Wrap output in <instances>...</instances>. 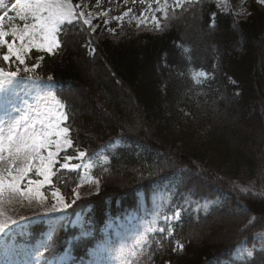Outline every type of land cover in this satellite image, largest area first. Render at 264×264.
I'll return each instance as SVG.
<instances>
[{"label": "trees", "instance_id": "obj_1", "mask_svg": "<svg viewBox=\"0 0 264 264\" xmlns=\"http://www.w3.org/2000/svg\"><path fill=\"white\" fill-rule=\"evenodd\" d=\"M245 3L243 16L216 0L185 4L159 29L112 23L110 32L101 23L93 32L80 21L63 28L55 54L31 53L28 63L66 105L75 151L108 162L90 170L98 193L59 222L16 231L18 246L51 233L45 259L69 247L71 264H90L110 221L153 213L155 201L165 231L148 237L136 264H264V6ZM200 71L207 75L197 83ZM56 173L53 187L71 204L82 173ZM176 212L177 221L163 222ZM77 213L83 227H65ZM142 221L110 234L132 244ZM82 230L91 234L75 239Z\"/></svg>", "mask_w": 264, "mask_h": 264}, {"label": "snow or ice", "instance_id": "obj_2", "mask_svg": "<svg viewBox=\"0 0 264 264\" xmlns=\"http://www.w3.org/2000/svg\"><path fill=\"white\" fill-rule=\"evenodd\" d=\"M141 2L143 3L144 0ZM153 2L159 7L152 9ZM200 2L201 0H173V4H169L168 0H149V10L153 13L161 12L164 18L168 19L170 8L174 10L183 8L185 4L196 5ZM223 2L226 0H217L218 4ZM257 2L264 4V0H257ZM3 8L0 14V48H6V53L0 58L5 62H13L14 57L15 62L24 65V68L21 70L17 67L13 71L10 70L11 64H9V70L0 67V164L4 165L0 168V205L4 204L6 194L8 203L17 196L29 202L38 200L43 203L48 197L41 189L45 185L52 184V177L57 174L54 171L58 163L57 158L62 151L73 147V141L69 127L64 126L68 120L66 105L56 96L55 85L42 83L41 78L35 75L21 76V71L25 74L34 73L39 67V65L28 67L26 64V57L33 49L54 53L60 47L59 36L65 26L79 23L81 19L82 24L89 26L93 32L96 26L92 24V13H88L86 17L83 11H78L79 5H74L72 0H14L10 6L3 5ZM9 12L14 15L10 16ZM104 15L106 16L107 13ZM128 15L129 12L124 13V16ZM142 17L144 18H137V24L147 22L146 14L142 13ZM212 18L214 27L215 13L212 14ZM114 19L123 21V17H114ZM17 20L22 21V25L15 23ZM151 20L157 29L161 28L160 21L154 14ZM9 37L12 39L9 40ZM183 51L187 53L190 50L184 48ZM198 75L206 76L207 74L200 71ZM50 80L51 77H49ZM196 82L200 81L197 79ZM108 147L111 148L114 145ZM53 148L55 150H51ZM99 155L89 157L84 163H69L72 160L83 161L86 157L85 151L77 149V155L65 154L62 157L64 162L60 164V168L75 172L77 175H80V170L83 169L79 185L84 183L98 185L99 179L93 178L89 170L103 167L108 162L107 157H104L97 163ZM5 161L6 164H4ZM30 173L42 179H28L25 185V178ZM244 191L247 192V189ZM74 193L75 198L70 204L60 194L59 189H56L52 193L55 203L42 215L48 216L49 220L59 222L61 217L57 214H64L66 217L65 210L80 199V192L74 190ZM154 203L157 210L152 213L150 221H142V230H137L136 239L132 244L127 243L123 237L120 240L112 238L110 234L112 222L110 221L104 229V238L91 250L90 264H136L145 251V245L149 247L151 245L148 237L156 232L165 231L163 227L156 226L160 219V205L155 201ZM179 216L180 213L176 212L174 217L163 219L165 223H168L171 219H178ZM24 219L21 217V220ZM12 225L20 227L18 221L7 216L0 207V257H2L0 264H71L70 248L51 260L44 258L40 249L46 250L50 246L51 233L38 246L22 248L12 239L17 231V228L11 227ZM90 234L89 230H82L80 235L81 238H86ZM179 247L182 248L183 245ZM248 256H252L251 251L248 252Z\"/></svg>", "mask_w": 264, "mask_h": 264}, {"label": "rangeland", "instance_id": "obj_3", "mask_svg": "<svg viewBox=\"0 0 264 264\" xmlns=\"http://www.w3.org/2000/svg\"><path fill=\"white\" fill-rule=\"evenodd\" d=\"M169 4H173V0H168ZM217 2V0H216ZM257 2V0H256ZM11 3H14V0H0V14H2L4 8L3 5H8L10 6ZM258 3V2H257ZM245 0H226V2H223L222 4H219V7L223 10L230 11L232 13H234L237 16H243L245 14ZM260 4V3H258ZM79 8L78 11H83L85 13V16L87 17L88 13H92L91 19H92V24L95 27V30L99 27V24H103L104 26H107L106 29L107 31L113 30V26H110L112 23H115L116 25H135L137 26H148V27H152V28H156L154 23L151 20L152 15L154 14L160 21V25L162 24L161 21L164 20V16L163 13L161 12H155L153 13L151 10H149V0H144V2L142 3L141 0H127V2H125V0H80L78 2ZM262 6H264V4H260ZM159 5L155 4L154 2L151 4V8L152 9H156L158 8ZM179 8H175L174 10H177ZM130 10V11H129ZM172 8L169 9L170 11H174ZM129 12L128 16H124V13ZM104 13H107V15L105 16ZM142 13L146 14L147 16V22L146 23H141V24H137V18H141L143 19L144 17H142ZM9 15H14V13L9 12ZM114 17H123V21H117L116 19H114ZM82 21V19H81ZM107 21V23L105 22ZM15 23L17 24H21L22 25V21H15ZM87 26V25H85ZM89 27V26H87ZM112 32V31H111ZM9 40H11L12 38L9 37ZM60 41V39H59ZM59 49V48H58ZM57 49V50H58ZM1 50V48H0ZM55 50L54 53L57 51ZM33 52H39V53H46L49 55H53L54 53H47L44 51H37L35 49H33ZM4 53H6V48ZM3 53V54H4ZM30 53V55H31ZM30 55L26 57V64L28 67H32L34 65L29 64V58ZM2 57V56H1ZM13 62H4V64L6 65L7 69L9 70V64H11L10 70H15L17 67H20L21 70H23L24 65H19L18 62H15V58H12ZM36 65V64H35ZM38 65V64H37ZM38 68V67H37ZM37 68L35 70L34 73H27L25 74L23 71H21V76H25V75H37ZM161 73L164 72L166 70V66H164L163 64L161 65ZM206 78V76H198V80H204ZM42 83H49V82H44L43 80H41ZM79 107L81 106V103L78 105ZM263 108V116H264V105L262 106ZM67 126V121L65 122V125ZM263 138H264V134H263ZM51 150H55L54 148ZM76 149L73 150L72 148L69 149H65L64 151H62L60 153V156L57 158L58 163L56 164V166L54 167V171L56 172L58 167H60V164H62L64 161L62 159V157L67 154V155H77V152L75 151ZM76 152V154H74ZM46 155V152L44 153ZM86 162L85 160H72L69 163H74V164H80V163H84ZM7 162L5 161L4 164H6ZM4 165L0 164V168H2ZM60 170H64L67 172H70L66 169H62L60 168ZM82 171V175L84 170L81 169ZM90 171V170H89ZM91 175V174H90ZM55 176L52 177V184L51 185H45L44 188L41 189V191L44 192L45 196L48 197V199L46 201H44L43 203L39 202L38 200H32L31 202H29L27 199L23 198V197H15L12 199L11 203L7 202V194L5 196V202L3 205H0V207L3 208V211L6 213L7 216L15 219L18 221V224L20 225L19 228H17L16 225H12V228H17V231L24 229L30 225H33L35 223L41 222V221H48V222H53L52 220H49L48 216H44L42 215L46 209L50 208L51 205L53 203H55L54 198L52 197V193L54 191H56V189L53 187V179ZM93 177V176H92ZM94 178V177H93ZM28 179H42V177H39L33 173H30L28 175V177L25 178L24 184H27V180ZM23 186V185H22ZM76 190H78L80 192V199L81 198H85L88 197L90 195H94L96 193H98L99 191V184H89V183H84L82 185H79ZM61 194V193H60ZM75 198V193L73 195V199ZM66 202L69 203V201L67 199H65ZM79 200V199H78ZM70 210V208L66 209V213H68ZM146 211V210H145ZM143 211V212H145ZM69 214V213H68ZM61 217L64 216V214H57ZM152 213L150 211H146L145 212V217H149L151 216ZM21 217H24V220H21ZM134 217V218H133ZM137 217H139L140 220V216L137 215V213L131 218V222H134ZM84 222V216L82 215H77L74 218L68 217V221L65 223V227L68 225L69 228H72L73 226H82ZM120 226H122V223H120ZM232 229V228H231ZM225 231H221L219 232V236H221L222 234L224 235ZM118 237L122 238L120 235H118ZM81 238V235L76 237L75 239ZM22 248H26V247H22ZM43 253V252H42ZM238 254H236L237 256ZM50 259L47 260H51L53 257H49ZM70 258V257H69ZM0 259H2V257H0ZM70 260V259H69ZM91 262V261H90ZM89 262V263H90Z\"/></svg>", "mask_w": 264, "mask_h": 264}, {"label": "bare ground", "instance_id": "obj_4", "mask_svg": "<svg viewBox=\"0 0 264 264\" xmlns=\"http://www.w3.org/2000/svg\"><path fill=\"white\" fill-rule=\"evenodd\" d=\"M226 234H227V235H229V234H230V232H227Z\"/></svg>", "mask_w": 264, "mask_h": 264}]
</instances>
